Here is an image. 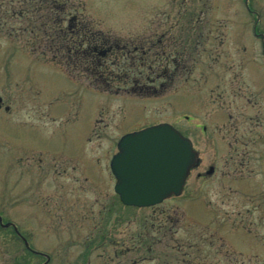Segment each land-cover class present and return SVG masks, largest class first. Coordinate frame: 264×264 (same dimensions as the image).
I'll list each match as a JSON object with an SVG mask.
<instances>
[{"label":"rangeland","instance_id":"374dc122","mask_svg":"<svg viewBox=\"0 0 264 264\" xmlns=\"http://www.w3.org/2000/svg\"><path fill=\"white\" fill-rule=\"evenodd\" d=\"M73 2L131 62L156 52L173 60L182 45V65L171 79L149 82L156 95L103 91L33 53L30 37L16 35L18 20L5 23L0 10V97L8 106L0 109V215L46 255L31 254L0 226V264L264 262V56L245 0ZM250 3L264 32V0ZM198 40L203 53L194 65ZM164 122L193 140L201 164L180 196L128 208L110 169L118 140ZM210 166L214 173L199 177ZM238 212L254 230L245 240L231 230Z\"/></svg>","mask_w":264,"mask_h":264},{"label":"trees","instance_id":"16d2710c","mask_svg":"<svg viewBox=\"0 0 264 264\" xmlns=\"http://www.w3.org/2000/svg\"><path fill=\"white\" fill-rule=\"evenodd\" d=\"M5 1L0 0V10L5 9L4 22L12 26V20H18V26L14 27L16 35L30 37L33 53L39 49L48 61L71 72L79 71L100 90L143 97L156 95L158 87L151 86L149 82L171 79L182 65V45L175 50L177 56L173 60L164 52L159 56L156 53L150 57L140 56L131 62V56L125 57L117 51V42L114 43L110 35L92 28V23L82 14V7L73 0ZM154 61L160 62L157 65L161 70H167L173 62L174 73L170 76L152 73L156 67ZM141 236L145 237V234ZM101 239L104 237L95 242ZM27 263L29 261L24 262Z\"/></svg>","mask_w":264,"mask_h":264},{"label":"water","instance_id":"95a60500","mask_svg":"<svg viewBox=\"0 0 264 264\" xmlns=\"http://www.w3.org/2000/svg\"><path fill=\"white\" fill-rule=\"evenodd\" d=\"M118 149L110 168L117 179L114 190L128 206H154L180 195L197 161L192 141L170 123L127 133Z\"/></svg>","mask_w":264,"mask_h":264},{"label":"flooded vegetation","instance_id":"af4514ba","mask_svg":"<svg viewBox=\"0 0 264 264\" xmlns=\"http://www.w3.org/2000/svg\"><path fill=\"white\" fill-rule=\"evenodd\" d=\"M245 5H246V7H247V10L251 13V14H253V15H255V17H256V20L254 21V24H253V33H254V36L256 37V38H258V39H260V44H261V48H262V50H261V53L263 54V56H264V32L263 31H261L260 29H259V27H258V24H259V15H258V13H256V10H254V8L252 7V4L250 3V0H245ZM200 40H198V41H196L195 42V45L196 46H200V50H196L195 49V54H196V56H195V60H197V59H199L198 61H195V64L194 65H198L199 63H200V59H201V55H202V53H203V50H202V46L200 45ZM213 47H215L216 48V50L215 51H217L218 53H223V49H224V40H218V41H216V44L213 46ZM156 55L158 56L159 55V52H156ZM183 67H185V64L183 65ZM152 73H157V74H160V73H167V72H169V69H167V70H161V68L160 67H157L156 66V68H154V70H152L151 71ZM238 73H239V75H240V72L239 71H237ZM237 77V76H236ZM240 78H241V76H238V81H240ZM232 80H233V77H232ZM240 87H241V89L243 88V89H246V90H250L249 89V86H243V85H240ZM257 90H259V88H257ZM245 102L248 104V107L250 108V107H252V108H254L255 107V103L254 102H252V100H251V97H250V93L249 94H246V100H245ZM4 107V102H3V100L2 99H0V109H2ZM4 109L6 110H8V106H5L4 107ZM229 115H231V114H229ZM185 117H186V119L188 120L189 119V116H188V114H186L185 115ZM195 118V117H194ZM195 120V122H196V120H197V118H195L194 119ZM200 122V121H199ZM199 122H196V124L194 125V127L195 128H198V127H201L202 128V132H205L206 131V126H204V124H201V123H199ZM186 136V135H185ZM194 143V142H193ZM194 148L196 149V147H195V144H194ZM233 150V152H235V153H237V150H238V148H236V147H233L232 148ZM196 151H197V149H196ZM251 152H253V150L252 151H248V153L250 154ZM247 153V152H246ZM197 154H198V159H199V162L198 163H196L195 165H194V167L191 169V171H193L195 168H197V167H199L200 166V164H201V157H200V155H199V153L197 152ZM214 170H215V168H214V166H210L209 168H208V170L205 172V173H198V175H199V177H201V178H205L206 176H209V175H211V174H213L214 173ZM191 171H190V173H191ZM190 176V175H189ZM115 182H116V180H115ZM186 186V185H185ZM185 186H184V188H185ZM184 191V190H183ZM245 212L247 213V214H249V210H248V208H246L245 209ZM240 214V216H239V219H241V220H239L238 218H236V219H238V220H233V222H231V230H232V233H235V231H238V234L241 236H243L244 238L242 239V240H245L246 239V237H247V235H250V234H252V231H254V230H252L251 228H250V221H249V219L248 218H246L247 216L243 213V212H238V215ZM260 219H263L264 218V216H260L259 217ZM262 222H263V220H262ZM0 226H5V228H8V229H12L13 230V232L15 233V235L19 238V239H21V240H23V242H24V245H25V247L29 250V252H31V253H34V254H37V255H39V257H44V256H46L43 252H39V251H36V250H34L30 245H29V242L27 241V239L22 235V233L21 232H19V230L13 225V224H5L4 222H3V219L0 217ZM209 237H212L211 235L209 236ZM47 261H49V257H46V261L45 262H47ZM42 264H44V263H42Z\"/></svg>","mask_w":264,"mask_h":264}]
</instances>
